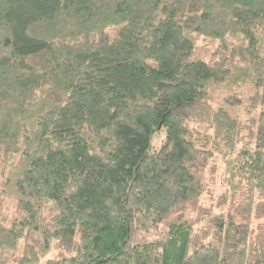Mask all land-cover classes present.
<instances>
[{
    "label": "trees",
    "instance_id": "16d2710c",
    "mask_svg": "<svg viewBox=\"0 0 264 264\" xmlns=\"http://www.w3.org/2000/svg\"><path fill=\"white\" fill-rule=\"evenodd\" d=\"M43 259L264 264V0H0V264Z\"/></svg>",
    "mask_w": 264,
    "mask_h": 264
},
{
    "label": "rangeland",
    "instance_id": "374dc122",
    "mask_svg": "<svg viewBox=\"0 0 264 264\" xmlns=\"http://www.w3.org/2000/svg\"><path fill=\"white\" fill-rule=\"evenodd\" d=\"M203 45H204V43H200V41L198 42V47L200 48V47H203ZM213 45L211 44V46L209 47L210 49H209V51H213ZM204 48V47H203ZM203 48H200V49H203ZM208 178H209V176L208 175H205V182H206V185H207V189L208 188H210V190H213V189H215V185H213V184H211L209 181H208ZM214 201H216V200H214ZM214 202H212V204H213ZM14 206H15V204L13 203V202H10L9 204H8V212H7V214H6V216L7 217H13V215H14V212H15V209H14ZM229 207V206H228ZM227 207V208H228ZM52 253H58V251H55L54 249L52 250ZM40 263L41 264H44L45 263V259H43V260H41L40 261Z\"/></svg>",
    "mask_w": 264,
    "mask_h": 264
}]
</instances>
